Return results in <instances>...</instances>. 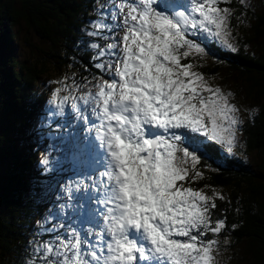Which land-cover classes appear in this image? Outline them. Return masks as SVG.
I'll list each match as a JSON object with an SVG mask.
<instances>
[{
	"label": "snow or ice",
	"instance_id": "snow-or-ice-1",
	"mask_svg": "<svg viewBox=\"0 0 264 264\" xmlns=\"http://www.w3.org/2000/svg\"><path fill=\"white\" fill-rule=\"evenodd\" d=\"M251 8L97 0L82 29L92 53L85 71H95L51 80L40 118L47 131L38 135L50 141L40 174L59 170L50 153L67 145L72 175L45 185L49 207L21 264H222L237 225L218 206L230 197L205 173L244 148L245 121L235 94L200 69L213 46L239 51ZM243 111L254 120L256 109ZM212 152L221 154L216 167L206 163Z\"/></svg>",
	"mask_w": 264,
	"mask_h": 264
},
{
	"label": "trees",
	"instance_id": "trees-1",
	"mask_svg": "<svg viewBox=\"0 0 264 264\" xmlns=\"http://www.w3.org/2000/svg\"><path fill=\"white\" fill-rule=\"evenodd\" d=\"M96 2L19 0L16 3L15 0H0V264H21L36 222L49 207L45 185L72 175L66 172L73 167L67 145H62L59 152L53 150L50 153L51 159L60 161L59 170L41 175L40 165L36 169L31 166L33 155L29 157L31 152L26 148V136L27 130L35 125L36 139L34 142L29 139V145H36L41 140L37 134L44 130L39 125L47 107L48 94L45 88L41 89V98H38L34 87L41 86L43 74L48 71L57 75L76 73L79 79L95 71H85L89 66L90 51L85 46H78L77 42L85 44L88 40L87 36H79L84 29L79 25L85 19L88 22L96 19L92 9ZM262 7L249 10V20L239 32L242 46H251L254 52L247 53L243 47L237 55L222 53L219 56L218 52L225 50L213 46L208 59L213 66L201 68L211 71L215 74L213 78L218 79H223L219 73L221 67L228 68V78L238 76L243 87L242 98L251 106L262 102L254 120H245L244 148L229 158L220 171L205 173L206 182L222 189L231 199L230 205L218 202L228 225H237L234 231L226 233L231 240L228 248L242 246L248 264H264V1ZM22 24L42 37V43L52 41L53 63L21 59L17 45ZM21 43L25 45V39ZM72 57L80 63H75ZM70 64L73 66L69 67ZM49 142L46 136L41 140L37 152L39 158ZM51 142L59 145V141ZM209 155L211 158L206 163L216 167L221 154L212 152ZM221 260L225 264L222 257Z\"/></svg>",
	"mask_w": 264,
	"mask_h": 264
},
{
	"label": "rangeland",
	"instance_id": "rangeland-1",
	"mask_svg": "<svg viewBox=\"0 0 264 264\" xmlns=\"http://www.w3.org/2000/svg\"><path fill=\"white\" fill-rule=\"evenodd\" d=\"M6 1V0H4ZM16 3L19 2V0H15ZM92 2H94V0H91ZM264 0H249L250 4L252 5V8L250 10L252 11H256L257 9L263 8L262 7V2ZM96 6V4H92V9L94 10V7ZM88 13L90 14V10H88ZM249 20V19H248ZM233 23H235V21H233ZM83 23H81L82 25ZM250 23H247V25H249ZM79 25V26H81ZM242 26L238 29V32H241ZM19 44L18 46V50L21 54V59H25V58H29L31 60H35L38 62H46L49 64V62L53 63V48H52V41H43L44 43L41 42L40 39H42V37L40 38L35 31H33V29L31 28H26L23 24L20 25V29H19ZM79 36L84 37L86 36L84 34V32H82L81 34H79ZM78 36V37H79ZM240 36V47H239V51L240 49H243L242 46V37L241 34L239 33ZM80 38V37H79ZM25 39V45H23L21 43L22 40ZM88 40L85 41V44H80V46L84 47ZM104 43V41H102V44ZM239 51L237 53H230V52H225V51H220L218 52L219 56L224 53L231 55H237L239 53ZM245 52L247 53H253L254 50L251 46H247V50L244 49ZM92 55L91 51H90V56ZM204 66H213L212 61L207 60L204 64ZM204 74H206L207 76H209L210 78H213V76L215 74H213L211 71H204V69H200ZM228 68L226 67H221V69L219 70V73L222 74V78L223 79H218V78H214L215 83H218L222 88H224L226 91L230 90L235 94V103L241 107L242 111H241V118L244 119V121L246 120V118H248V120L251 118H249L247 116V114L243 111V109L245 107L250 108V109H256V113L255 116L258 115L260 107L262 108V102L261 104L258 103H253L251 106L249 104V102H247L246 100H244L242 98V91H243V87L241 86L240 82H238V76L235 74L233 75V77L228 78ZM66 73H63V75H57L52 73L51 71H48L47 73L43 74L42 76V80L43 82L41 83L40 87L34 86L36 88L35 92L38 96V98H41V89H46L47 94L49 95V90L53 87H56V85L50 84L49 82L51 80L54 79H58L61 78L62 76H64ZM228 78V79H227ZM35 122V121H34ZM41 122V121H40ZM35 125H32L30 134H29V138L26 136V148H28L31 152V154L29 155V157H31L33 155V160L31 161V166L36 169L37 165H39L38 161H39V157L37 154V151H33L35 145L30 146V141L29 139H36L35 138V130H34ZM47 129L42 130V132H46ZM27 135H28V130H27ZM58 141V140H56ZM61 149H62V145H61ZM252 166L255 165V163L251 162ZM62 165V164H61ZM66 172H69L70 174H72V172L70 171V169H68ZM199 186V185H198ZM43 210L45 209V205H43ZM222 259L225 261V264H248L247 261L244 260V251L242 246H238L236 248H234V246L232 248H228L226 251H224L222 253Z\"/></svg>",
	"mask_w": 264,
	"mask_h": 264
},
{
	"label": "bare ground",
	"instance_id": "bare-ground-1",
	"mask_svg": "<svg viewBox=\"0 0 264 264\" xmlns=\"http://www.w3.org/2000/svg\"><path fill=\"white\" fill-rule=\"evenodd\" d=\"M89 22L85 19L84 20V22H83V24L81 25V27H83V28H85V26L88 24ZM83 42V41H82ZM14 50V49H13ZM37 133V132H36ZM37 136H38V134H37ZM40 142H41V140H40ZM37 144V143H36ZM36 146V145H35ZM38 152V151H37ZM211 154V153H210Z\"/></svg>",
	"mask_w": 264,
	"mask_h": 264
}]
</instances>
